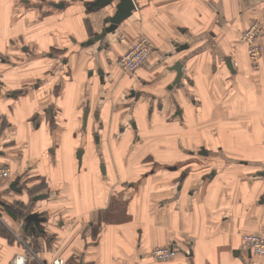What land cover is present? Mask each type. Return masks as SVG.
I'll list each match as a JSON object with an SVG mask.
<instances>
[{
	"label": "crops",
	"instance_id": "obj_1",
	"mask_svg": "<svg viewBox=\"0 0 264 264\" xmlns=\"http://www.w3.org/2000/svg\"><path fill=\"white\" fill-rule=\"evenodd\" d=\"M99 1L0 0V164L11 170L9 181H0V223L8 228L10 219L14 232L0 227V264H11L25 244L48 263L60 256L64 264H264L263 255L242 249L244 234H264V160H219L221 140L189 145L163 137L167 131H144L202 112L208 103L202 86L212 70L239 83L237 110H260L247 124L248 139L238 140L257 146L264 54L260 87L240 36L253 19L264 35V0H134L131 15L102 41L83 45L111 26L104 20L115 7ZM140 36L150 39L153 53L124 73L116 59ZM181 45L187 47L177 50ZM178 60L183 77L174 84ZM131 88L144 92L137 102ZM156 102L163 107L150 114ZM195 146L209 153L201 158ZM214 146L221 153L211 160ZM232 163L254 167L226 171ZM40 194L48 195L33 199ZM29 196V212L5 213ZM31 213L42 219L26 229ZM163 245H173L177 256L152 258L151 249Z\"/></svg>",
	"mask_w": 264,
	"mask_h": 264
},
{
	"label": "rangeland",
	"instance_id": "obj_2",
	"mask_svg": "<svg viewBox=\"0 0 264 264\" xmlns=\"http://www.w3.org/2000/svg\"><path fill=\"white\" fill-rule=\"evenodd\" d=\"M253 20H257L262 26V23L258 19H253ZM263 39H264V35L262 34L261 35V40L263 43L262 58L264 54ZM240 40H241V36H240ZM240 42L244 44L242 40ZM246 52L248 57L247 47H246ZM262 58H261V62H262ZM248 61L252 72H254L253 73L254 77L252 76V78L254 79H252V81L256 82L257 80L258 85L261 87L263 72L261 70H260L261 72L258 70L261 67V63L258 68H254L249 60V57H248ZM206 77L207 78H205V82L202 86V90L208 92L207 94L205 93L206 100L208 101V103L206 106V101L203 100L205 107L202 112H200L199 114L195 113V115H188L187 113L185 121L176 117L174 123L172 124L166 123V120L164 122L160 121L161 124L163 125L159 129L151 130L148 127H145L144 131L147 133L148 136L153 135L152 133L159 132L161 130L167 131V133H165L163 137L173 138L175 136H178L179 138H184L185 140H187L186 142L188 143L190 142L196 144L204 141L208 145H215V139L221 140L224 144V147L222 148L221 151H223L224 153L219 152L220 149L217 146L210 147V151H212V154L210 156L211 160L215 158L221 160L222 158L221 155L233 156L236 158L237 161H239L240 158H242L241 160H245V161L255 158L264 160V128L259 129L258 132L259 137H261L262 140L260 139L257 146H253L252 144L253 142L251 143V145L248 144L246 141H242L241 145H239L238 143V140L240 139L241 140L248 139L247 137H249L248 136L249 134L248 131L245 130L248 129L247 124H249L250 122L249 120L254 121L260 117L261 115L260 110L257 111L254 109V107L252 108V111H248L249 109L242 112L237 110L236 104L240 103L239 101H241V99L237 97L239 83L237 84L233 82V79L231 78L225 79L226 77L224 73L212 72L211 70L210 72L209 71L206 72ZM245 86H247V88L249 87L251 88L249 83ZM161 124H158L156 126H160ZM194 148L197 150L198 148L200 149L201 146H197V147L195 146ZM214 153H221V154L215 155L214 158L213 157ZM183 154L188 156V158H191L190 156L191 153L190 154L183 153ZM198 154L199 157L202 158V153H198ZM253 167L254 166L244 163L242 164L232 163V164H227V168H225V170L231 172H236V171L247 172L248 170H251ZM46 191L49 192L48 190ZM17 200L19 201L14 202L13 205L14 208L18 210L17 208L23 207L24 212H29V210L31 209L30 203L32 202V200H30V196L29 198L26 197L25 199L19 197ZM3 202H8V201L6 199H3ZM24 203H28V205L25 206ZM5 213L8 214L7 211ZM5 219H9V218L6 216ZM2 220H4V217ZM9 222H11L10 219ZM9 222L5 223V225L9 229L5 227L6 228L5 230V228L1 227V231H4L8 235H10L11 233L13 235L14 232H12L11 229L13 225L12 223ZM161 261H165V260H161Z\"/></svg>",
	"mask_w": 264,
	"mask_h": 264
},
{
	"label": "built area",
	"instance_id": "obj_3",
	"mask_svg": "<svg viewBox=\"0 0 264 264\" xmlns=\"http://www.w3.org/2000/svg\"><path fill=\"white\" fill-rule=\"evenodd\" d=\"M262 26L257 20L251 21L241 34V40L247 47L248 57L254 68L261 63L263 43L261 35ZM154 45L146 36H140L128 49L122 52L116 59L119 68L127 74L138 70L151 56ZM4 94L3 75L0 72V96ZM11 175L10 167L0 164V181L8 182ZM242 249L257 255L264 256V234L246 233L242 240ZM178 250L173 245L156 246L151 249V256L157 260H169L177 256ZM32 260H38L40 264H64L60 256L54 258L51 263L41 259L31 248L16 253L11 264H30Z\"/></svg>",
	"mask_w": 264,
	"mask_h": 264
},
{
	"label": "water",
	"instance_id": "obj_4",
	"mask_svg": "<svg viewBox=\"0 0 264 264\" xmlns=\"http://www.w3.org/2000/svg\"><path fill=\"white\" fill-rule=\"evenodd\" d=\"M116 0H100L98 2V6H107V5H114V9H115V12L111 15V16H108L105 18L104 22L105 23H110L111 26H106L102 32L96 34L93 38H90L88 40H86L85 42H83L82 44L83 45H89V44H92L94 42H97V41H102L103 38L106 37L107 33L116 27V25H118L124 18H127L131 15L133 9L135 8V3H134V0H117V2H114ZM63 5V4H61ZM187 46H177V50H182L183 48H185ZM102 48V47H100ZM226 62H227V65L229 67V69L232 71V72H235V68L233 66V61H232V58L231 57H228L226 59ZM183 68H184V64L181 60H178L173 66H172V69H175L177 71V76L174 80V84H177V83H181V80H182V77H183ZM104 73L103 70H100V74ZM180 112V111H179ZM88 114H89V109L86 108L84 110V115H83V121L84 123L87 122V118H88ZM83 153V150L80 149L78 150L77 152V156L79 158V160H81V154ZM170 168H175V166H170ZM103 171L105 172V167L103 166ZM185 175V172L182 174V176ZM183 178V177H182ZM16 183L17 181H14L12 182L11 184V187L12 188H16ZM48 194H40V195H36L33 197L34 200H37V199H40V198H43L45 196H47ZM42 219V218H41ZM41 219H39L37 217L36 214H28L26 217H25V220H26V229H28V226L33 223V222H37V224H39V221H41Z\"/></svg>",
	"mask_w": 264,
	"mask_h": 264
},
{
	"label": "flooded vegetation",
	"instance_id": "obj_5",
	"mask_svg": "<svg viewBox=\"0 0 264 264\" xmlns=\"http://www.w3.org/2000/svg\"><path fill=\"white\" fill-rule=\"evenodd\" d=\"M105 81V75L102 73V74H100V82H104ZM142 83H146V81H144V80H142ZM144 95V92L143 91H141V90H136L135 88H131V90L129 91V97H132V98H134L135 99V102H137L142 96ZM149 98L150 99H152V100H155L156 98H155V96H154V94H151V95H149ZM158 108L159 110H161L162 109V107H163V104H162V102H156L155 104L153 103V104H151L149 107H148V111H149V113L151 114L152 112H153V110H154V108ZM179 111H180V109H177V110H175V112H174V116L173 117H176V116H178V115H180L179 114ZM135 122H132L131 123V126L132 127H135ZM95 140L96 141H98L99 140V136L96 134L95 135ZM206 148H204V147H202V148H200L199 149V151L201 152V153H203V154H208L209 153V151L208 150H205ZM98 150H99V148H98ZM172 166H175V168L177 169V165H172ZM105 167V166H104ZM175 168H173V169H175ZM101 170L103 171V166H101Z\"/></svg>",
	"mask_w": 264,
	"mask_h": 264
},
{
	"label": "trees",
	"instance_id": "obj_6",
	"mask_svg": "<svg viewBox=\"0 0 264 264\" xmlns=\"http://www.w3.org/2000/svg\"><path fill=\"white\" fill-rule=\"evenodd\" d=\"M17 209H18V210H16L13 206H7L6 211H7L10 215H12V216H14V217H17V216H19V215H23L24 208L21 207V208H17ZM19 210H20L21 212H20ZM0 227L5 228V226H4L3 224H1V223H0ZM5 230H6V228H5Z\"/></svg>",
	"mask_w": 264,
	"mask_h": 264
},
{
	"label": "bare ground",
	"instance_id": "obj_7",
	"mask_svg": "<svg viewBox=\"0 0 264 264\" xmlns=\"http://www.w3.org/2000/svg\"><path fill=\"white\" fill-rule=\"evenodd\" d=\"M25 250L27 249V247L31 248L30 246H28L27 244H25ZM32 249V248H31ZM33 250V249H32ZM34 251V250H33Z\"/></svg>",
	"mask_w": 264,
	"mask_h": 264
}]
</instances>
